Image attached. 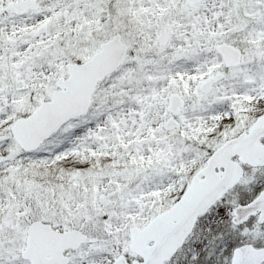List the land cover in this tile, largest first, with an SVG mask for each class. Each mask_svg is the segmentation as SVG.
<instances>
[{"label": "snow or ice", "instance_id": "obj_1", "mask_svg": "<svg viewBox=\"0 0 264 264\" xmlns=\"http://www.w3.org/2000/svg\"><path fill=\"white\" fill-rule=\"evenodd\" d=\"M0 264H264V0H0Z\"/></svg>", "mask_w": 264, "mask_h": 264}]
</instances>
